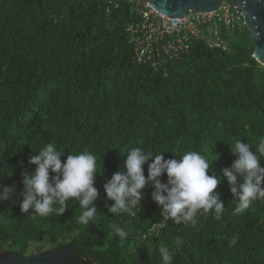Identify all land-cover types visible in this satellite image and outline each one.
Returning a JSON list of instances; mask_svg holds the SVG:
<instances>
[{
    "label": "trees",
    "instance_id": "1",
    "mask_svg": "<svg viewBox=\"0 0 264 264\" xmlns=\"http://www.w3.org/2000/svg\"><path fill=\"white\" fill-rule=\"evenodd\" d=\"M108 8L103 0L0 1V184L15 186L22 201V173L35 171L28 160L49 143L65 152L62 162L87 149L104 170L91 225L71 200L62 216L45 218L0 203V253L28 257L68 244L80 261L160 264L158 250L168 247L174 264H264V199L233 215L226 178L216 190L221 218L198 216L195 227L161 226L152 188L137 216L112 215L103 187L134 147L177 160L195 150L215 159L208 174L219 175L236 159L226 144L264 142V66L253 58L252 33L243 20L226 52L193 41L156 69L129 43V6ZM113 224L129 233L124 242Z\"/></svg>",
    "mask_w": 264,
    "mask_h": 264
},
{
    "label": "clouds",
    "instance_id": "2",
    "mask_svg": "<svg viewBox=\"0 0 264 264\" xmlns=\"http://www.w3.org/2000/svg\"><path fill=\"white\" fill-rule=\"evenodd\" d=\"M226 145L236 159L230 167L223 168L219 175L214 172L208 174L215 159L210 162L205 155L195 150L184 152L180 155L181 159L177 160L165 159V152L153 154L140 147L131 148L126 153L120 171L106 179L103 185L106 200L113 202L111 206L105 204L108 212L112 215L126 213L137 216L145 196L144 190L152 188V200L159 207L163 218L161 226H167L171 221L177 225L195 227L198 216L211 213L216 219L221 218L225 207L216 190L222 178H226L236 202L232 214L245 212L255 201L264 199V167L259 163L264 159V142L254 146L249 142L242 143V139H235L234 143ZM252 146L255 153L250 151ZM33 153L28 164L34 165L35 171L25 170L22 173V201L14 196L15 186L0 184V203H19L23 214L31 212L45 218L51 214L62 216L71 200L82 210L79 222L83 225L94 224L96 217L101 214L95 207L99 196L94 186L95 178L104 173L102 164L97 163V156L85 149L78 155L69 154L62 162L61 157L65 152L59 151L51 143ZM146 164L147 177L144 174ZM50 172L54 174L51 177ZM164 174L167 183L161 182ZM111 227L121 242L127 239L129 233L124 228L115 224ZM181 243L177 238L176 244ZM158 251L160 264H174L175 257L168 247Z\"/></svg>",
    "mask_w": 264,
    "mask_h": 264
},
{
    "label": "built area",
    "instance_id": "3",
    "mask_svg": "<svg viewBox=\"0 0 264 264\" xmlns=\"http://www.w3.org/2000/svg\"><path fill=\"white\" fill-rule=\"evenodd\" d=\"M112 7L129 6L132 21L127 26L129 43L139 63L159 68L190 49L193 41H202L210 49L226 52L230 30L243 24L241 11L224 3L217 11L198 13L189 10L184 18H169L156 11L147 0H103Z\"/></svg>",
    "mask_w": 264,
    "mask_h": 264
},
{
    "label": "water",
    "instance_id": "4",
    "mask_svg": "<svg viewBox=\"0 0 264 264\" xmlns=\"http://www.w3.org/2000/svg\"><path fill=\"white\" fill-rule=\"evenodd\" d=\"M1 1V0H0ZM158 12L169 18H184L189 10L209 13L221 9L225 2H231L241 11L244 24L252 33L254 42L253 58L264 66V0H147ZM0 264H94L93 260L80 261L68 244L44 253L23 257L18 253L3 251Z\"/></svg>",
    "mask_w": 264,
    "mask_h": 264
},
{
    "label": "rangeland",
    "instance_id": "5",
    "mask_svg": "<svg viewBox=\"0 0 264 264\" xmlns=\"http://www.w3.org/2000/svg\"><path fill=\"white\" fill-rule=\"evenodd\" d=\"M226 4H229V2H226ZM233 33V30H230V32H229V34H232ZM46 251H48V250H45V251H43V252H41V253H44V252H46ZM38 253V252H37ZM37 253H35V254H37Z\"/></svg>",
    "mask_w": 264,
    "mask_h": 264
}]
</instances>
